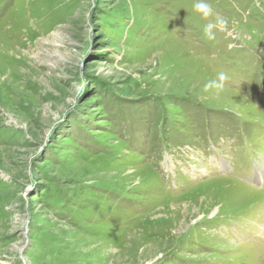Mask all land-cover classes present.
<instances>
[{
	"label": "rangeland",
	"instance_id": "374dc122",
	"mask_svg": "<svg viewBox=\"0 0 264 264\" xmlns=\"http://www.w3.org/2000/svg\"><path fill=\"white\" fill-rule=\"evenodd\" d=\"M196 2L0 0V261L264 264V0Z\"/></svg>",
	"mask_w": 264,
	"mask_h": 264
},
{
	"label": "clouds",
	"instance_id": "9594fccd",
	"mask_svg": "<svg viewBox=\"0 0 264 264\" xmlns=\"http://www.w3.org/2000/svg\"><path fill=\"white\" fill-rule=\"evenodd\" d=\"M193 10L198 13L202 19L209 21L203 29V35L206 40L214 41L216 39L217 30H225L228 27V20L217 16L215 20H212L214 11L209 3L205 0H197L193 5ZM228 81L226 73H218L215 79H209L203 86V92L209 93L215 90L217 93L222 91ZM0 264H5L4 261H0Z\"/></svg>",
	"mask_w": 264,
	"mask_h": 264
},
{
	"label": "bare ground",
	"instance_id": "6f19581e",
	"mask_svg": "<svg viewBox=\"0 0 264 264\" xmlns=\"http://www.w3.org/2000/svg\"><path fill=\"white\" fill-rule=\"evenodd\" d=\"M247 187V186H246ZM247 189H248V187H247ZM251 256V255H250ZM242 258H244V257H242ZM240 263H241V261H240Z\"/></svg>",
	"mask_w": 264,
	"mask_h": 264
}]
</instances>
